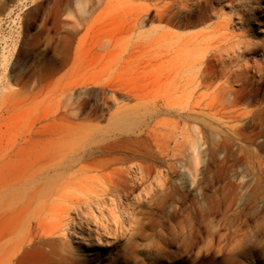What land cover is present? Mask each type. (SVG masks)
I'll return each instance as SVG.
<instances>
[{"label": "rangeland", "instance_id": "1", "mask_svg": "<svg viewBox=\"0 0 264 264\" xmlns=\"http://www.w3.org/2000/svg\"><path fill=\"white\" fill-rule=\"evenodd\" d=\"M263 68L264 0H0V264H264Z\"/></svg>", "mask_w": 264, "mask_h": 264}, {"label": "bare ground", "instance_id": "2", "mask_svg": "<svg viewBox=\"0 0 264 264\" xmlns=\"http://www.w3.org/2000/svg\"><path fill=\"white\" fill-rule=\"evenodd\" d=\"M238 43H240V42H237L236 44H238ZM196 64H198V62H197V60H194V63H193V65L195 66ZM258 68H260V66H258ZM259 72H260V75H264V68L263 69H259L258 70ZM96 163V164H95ZM94 164L95 165H104V164H106V162H104V163H100V162H94Z\"/></svg>", "mask_w": 264, "mask_h": 264}]
</instances>
